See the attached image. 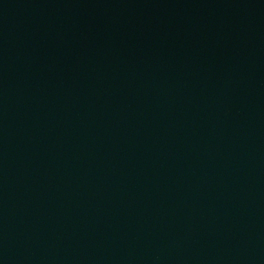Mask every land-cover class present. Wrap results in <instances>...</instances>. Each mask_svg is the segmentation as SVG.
Instances as JSON below:
<instances>
[{"label":"water","instance_id":"1","mask_svg":"<svg viewBox=\"0 0 264 264\" xmlns=\"http://www.w3.org/2000/svg\"><path fill=\"white\" fill-rule=\"evenodd\" d=\"M0 264H264V0H0Z\"/></svg>","mask_w":264,"mask_h":264}]
</instances>
